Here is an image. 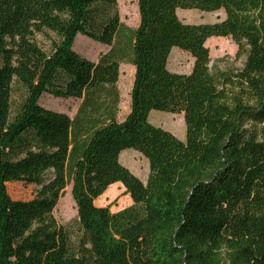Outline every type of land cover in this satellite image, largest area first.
Returning <instances> with one entry per match:
<instances>
[{"label": "trees", "instance_id": "trees-1", "mask_svg": "<svg viewBox=\"0 0 264 264\" xmlns=\"http://www.w3.org/2000/svg\"><path fill=\"white\" fill-rule=\"evenodd\" d=\"M138 8L133 29L118 0H0V264H264V0ZM179 9L225 17L188 23ZM79 34L110 49L91 60L74 49ZM214 36L246 53L240 71H211ZM20 40L40 68L18 57ZM174 47L193 57L190 72L169 69ZM128 60L130 111L118 120ZM47 94L81 99L75 116L44 106ZM153 110L182 113L185 140L151 122ZM129 148L148 159L146 182L121 163ZM116 182L133 204L112 212L95 201ZM9 183L37 193L14 198ZM69 184L78 233L53 216Z\"/></svg>", "mask_w": 264, "mask_h": 264}, {"label": "rangeland", "instance_id": "rangeland-1", "mask_svg": "<svg viewBox=\"0 0 264 264\" xmlns=\"http://www.w3.org/2000/svg\"><path fill=\"white\" fill-rule=\"evenodd\" d=\"M121 20L130 28H136L139 23L138 0H118ZM179 17L188 23H214L225 17L224 10L215 12H205L196 9H179ZM32 43L36 44L42 50L49 51L48 41L41 35H37ZM32 43L25 41L18 42V57L30 64L40 68L42 58L33 48ZM207 46L210 49V67L214 74L220 72L233 73L240 71L246 60V53L239 54L238 46L230 37H211L207 40ZM74 49L83 56L97 60L99 55L107 52L110 46L101 42L94 41L89 37L79 34L74 43ZM194 59L186 51L174 47L171 51L168 67L171 71L188 73L191 71ZM121 74L118 81L121 102L118 113V120H123L130 111L131 96L130 92L133 85L135 68L130 60L120 65ZM41 103L49 108L67 113L74 117L81 99L76 98H55L52 95H44ZM150 120L154 124L161 126L179 139L185 140L186 124L182 113H170L160 110H153L150 114ZM120 161L130 169L143 182H146L149 175V162L139 151L129 148L121 152ZM10 193L14 198L30 199L37 193V186L34 184L26 185L24 183H9ZM95 203L99 206H109L112 212L120 211L133 204L131 195L121 182L110 185L108 189L96 199ZM53 216L59 224L69 227L75 233H78L79 218L76 202L71 193V184H69L64 194L59 198L58 203L53 211ZM150 233L145 237V243H148ZM225 264H231L226 257ZM146 264H152L150 261Z\"/></svg>", "mask_w": 264, "mask_h": 264}]
</instances>
